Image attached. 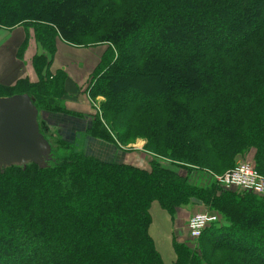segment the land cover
Wrapping results in <instances>:
<instances>
[{
	"label": "trees",
	"instance_id": "16d2710c",
	"mask_svg": "<svg viewBox=\"0 0 264 264\" xmlns=\"http://www.w3.org/2000/svg\"><path fill=\"white\" fill-rule=\"evenodd\" d=\"M17 27L42 49L39 81L0 97L27 94L51 120L71 114L67 76L50 72L58 39L107 48L86 90L100 102L90 124L55 147L39 123L48 167L0 170V264H165L152 204L174 216L194 200L221 222L174 240V264H264V198L215 180L252 152L264 176V0H0V29ZM136 138L154 154L150 170L87 153Z\"/></svg>",
	"mask_w": 264,
	"mask_h": 264
},
{
	"label": "crops",
	"instance_id": "0c3cea01",
	"mask_svg": "<svg viewBox=\"0 0 264 264\" xmlns=\"http://www.w3.org/2000/svg\"><path fill=\"white\" fill-rule=\"evenodd\" d=\"M25 43H27V47L24 53L21 54L20 50ZM41 53L42 49L37 43L34 31L32 29L30 31H26L22 27H17L13 30L0 29V85L15 87L16 84L22 80H27L31 84H36L39 81V76L33 66V59ZM75 62L76 47L70 46L62 40H58L57 51L50 67V72L54 74L55 72L62 70L67 76V79L64 83V89L66 93L65 105L71 114L62 115V117L57 118V120L62 123L61 127L65 134V130H71L73 131V134H76L72 128L75 127L76 124L79 125L80 123L85 125L90 124L91 121L88 117L95 115L94 110H84V108L88 107L85 105L80 106V102H82L85 95L86 97H89V93L86 92L88 86L86 87L85 85L89 79V75L87 78L85 76L83 80L78 79L76 75H78L79 67L76 66ZM72 103H76L74 107L75 109L70 108ZM77 104H79V107L76 106ZM78 114L82 115L84 118H78L76 116ZM56 116L57 115L52 117L56 118ZM95 144L103 143L95 142ZM99 148H106V146ZM137 149L139 148L137 147L136 151ZM248 156L253 159L254 152L249 153ZM124 157L125 156L123 153H118L117 149L112 148L109 155L104 157V160L110 162L116 159L123 164H129L127 159ZM100 158L103 159L102 157ZM155 206H157L163 212L159 211L157 208L155 209ZM189 207L194 208L195 212L204 210V208L207 209L204 205L191 204L184 208H180L176 213H190ZM153 211L157 215V222H155L153 218ZM150 213L152 216V224L150 226L149 232L155 242L156 248L161 254L164 262L165 255V257L172 258L174 264L176 259L173 248L174 233L170 228L171 226L166 215H168L170 219H173V217L167 211L163 210L157 202L152 204ZM178 242L181 243L185 241ZM169 260L171 261V259Z\"/></svg>",
	"mask_w": 264,
	"mask_h": 264
},
{
	"label": "rangeland",
	"instance_id": "374dc122",
	"mask_svg": "<svg viewBox=\"0 0 264 264\" xmlns=\"http://www.w3.org/2000/svg\"><path fill=\"white\" fill-rule=\"evenodd\" d=\"M58 40H61V39H58ZM106 48H107V45L95 46L92 48H81V47L78 48V47H76V62L75 63H76V66L79 67L78 75H76V76L78 79L83 80L85 78V76L87 78L89 75V79L85 83L86 87L90 84V75L92 74L94 69L98 66L99 62L101 61L103 53L106 50ZM0 87L1 88L2 87L7 88V89L13 88V87H7V86H3V85H0ZM18 91L19 90H15L14 92L17 93ZM6 92L7 91H1L0 90V96L9 94V92H7V93ZM100 99L102 100V98H100ZM80 103H81L80 106L85 105L88 107V108H84V110H88V111L94 110L95 113H97L98 109L100 108L98 106L100 102L99 101H97V102L92 101L90 96L86 97V95H85L84 99ZM75 104L76 103H72L70 105V108L75 109L74 108ZM76 106L79 107V104H77ZM38 120L42 126L41 130L43 131L45 136L49 139L51 144L55 145V147L60 146V144H62V143L64 144L63 141L70 143L69 141L71 139H66V137H64L61 134L63 132V129L61 127L62 123L59 122L57 120V118H53V120H51V118H49L48 116H45V118H43L40 115ZM146 143H147L146 139L143 140V138H136L133 143H131V144L127 143L126 145L121 146L120 148L117 149V151H118V153L124 154V156H125L124 158L127 159V162L129 164H133V165L138 166L139 168H142L145 170H150V161L152 160V158L154 160L155 157L153 156L154 154L144 150ZM90 144H91L89 147L90 151L89 152L87 151V153L91 154V155L93 154L97 157H102L103 159L106 155H109L112 148L116 149L115 146L111 147L109 145H105L106 148H99L102 146L100 144H95V142H91ZM137 147L139 149H137V151H136ZM157 160L164 168H171L173 170L176 169V171L180 175L186 174L184 169H178L176 167L174 168V166L172 165L173 163H170L166 159H164V160L163 159H157ZM245 162L252 164L256 168L255 161L253 159H251L249 156H247V157H242L240 160H237L235 163V166L231 170H233L238 164L245 163ZM231 170H229V171H231ZM222 171L225 172L226 170L222 169L220 172H222ZM229 171H226L225 174ZM224 172L222 173L223 175H225ZM198 176H200V175H198ZM219 176H222V175L219 174ZM261 176H263V175H261ZM192 179H193V177H192ZM192 179H191V183L194 182ZM198 180H200V177L198 178ZM236 190L241 191L240 189H236ZM156 208L159 211H161L157 206H155V209ZM189 209H190V213L185 212V213H181V214L176 213L174 216L171 215L173 217V219H170L169 216L166 215V217L168 218V222L171 226L170 228H171L172 232L174 233L175 242L191 240V239H189V233H188V224H189L190 219L192 218L193 215H195L197 213H202V212H206L209 210V208L208 209L204 208V210L195 212L194 208L189 207ZM161 212H163V211H161ZM152 215H153L155 222H157V215L154 211H153ZM164 259H165V264H173L172 258L165 257V255H164ZM169 259H171V261Z\"/></svg>",
	"mask_w": 264,
	"mask_h": 264
},
{
	"label": "water",
	"instance_id": "95a60500",
	"mask_svg": "<svg viewBox=\"0 0 264 264\" xmlns=\"http://www.w3.org/2000/svg\"><path fill=\"white\" fill-rule=\"evenodd\" d=\"M39 112L27 95L0 97V170L30 163L45 169L52 147L40 131ZM194 204L202 205L194 200Z\"/></svg>",
	"mask_w": 264,
	"mask_h": 264
},
{
	"label": "built area",
	"instance_id": "2783aa9c",
	"mask_svg": "<svg viewBox=\"0 0 264 264\" xmlns=\"http://www.w3.org/2000/svg\"><path fill=\"white\" fill-rule=\"evenodd\" d=\"M219 188L223 190L240 189L249 191L264 198V177L250 163L238 164L225 175L215 177ZM220 216L210 210L192 216L188 224L191 240H199L210 226L217 224Z\"/></svg>",
	"mask_w": 264,
	"mask_h": 264
}]
</instances>
